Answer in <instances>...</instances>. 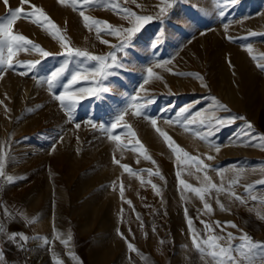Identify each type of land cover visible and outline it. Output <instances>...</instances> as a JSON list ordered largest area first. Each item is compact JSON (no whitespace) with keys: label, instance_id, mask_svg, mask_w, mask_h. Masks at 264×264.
Returning <instances> with one entry per match:
<instances>
[{"label":"rangeland","instance_id":"obj_1","mask_svg":"<svg viewBox=\"0 0 264 264\" xmlns=\"http://www.w3.org/2000/svg\"><path fill=\"white\" fill-rule=\"evenodd\" d=\"M171 2L161 14L162 0H30L73 49L116 55L117 67L108 70L112 74L107 79L91 75L97 62L67 57L51 34L56 29L23 15L14 22V35L51 55L19 51L12 59L17 67L0 71V258L9 251L8 242L13 245L5 264L15 259L28 264H168L170 258L172 264H214L207 248L202 254L194 246L187 224L191 218L196 230L195 215L204 210V202L179 179L200 188L207 175L223 186L225 191L205 195L212 208L206 214L219 211L228 218L249 207L264 216V183H258L264 181V70L258 67L264 64V0H237L235 5L226 0ZM17 7L21 0H8L7 6L0 0V24ZM23 8L31 11L29 4ZM125 9L153 20L123 49L120 38L86 26L80 15L100 21L101 28L104 22L128 28ZM157 41L154 53L151 45ZM0 56L7 58L6 46ZM35 61L40 63L33 71L19 67ZM65 61L61 84L80 72L86 78L75 88H107L96 96H78L71 114L55 99L62 88L47 86L49 74ZM149 67L159 79L147 77ZM146 78L149 83L142 89ZM13 81L12 93L7 88ZM134 104L144 105L140 116L134 114ZM183 107L189 111L178 115ZM197 112L195 125L187 123ZM121 113L124 119L113 130L111 124ZM146 117L156 118V125ZM220 119L227 122L209 131L207 124ZM157 128L208 167L197 171L194 162L178 161ZM115 135L119 141L111 138ZM250 137L255 138L251 144ZM67 139L72 156L50 163L54 147L64 146ZM230 187L235 195L229 194ZM10 221L27 231L21 247L29 249L31 258L13 235L4 238Z\"/></svg>","mask_w":264,"mask_h":264},{"label":"snow or ice","instance_id":"obj_2","mask_svg":"<svg viewBox=\"0 0 264 264\" xmlns=\"http://www.w3.org/2000/svg\"><path fill=\"white\" fill-rule=\"evenodd\" d=\"M59 2L64 3L65 0H59ZM85 3H92L93 0H84ZM226 2L230 5H235L237 3V0H226ZM5 5H8V0H4ZM72 3H77V0H72ZM163 7H159V12L161 14L165 13L168 8L172 7L171 0H162ZM24 4H29L31 11H25L23 8ZM127 13L128 18L130 19L131 26L128 28H115L109 25L107 22H104V27H99L101 22L98 20H94L93 18L86 16L84 12H81L80 15L83 17V20L86 23V26L92 27L93 25L97 26V31H107L109 35L116 36L120 38V48H126L129 43L132 41L133 37L139 33L145 25H147L149 22L153 20V17L150 15H137L135 12H132L131 10L125 9L124 10ZM223 14V13H221ZM23 15L24 17H31L35 18L34 22L40 24L42 27L45 25L51 26L52 29H56L51 34L54 35L57 39H59L62 43V46L66 49L65 55L67 57H76V58H82L86 59L88 61H95L97 62L98 66L91 69V75L101 77L102 79H107L108 75H111L112 73L108 71L109 69H112L114 67H117L116 65V55L114 53H110L109 56H103V55H94L91 54L88 51H81L79 49H73L69 46L68 43L65 42V37L59 33V30L56 28V26L52 23L50 18L46 16V14L43 12L42 9L37 8L35 5L30 4V0H21V7H17L14 10L10 11V18L6 20L5 23L0 24V48H3L6 46L7 50V58L5 59L3 56H0V64L4 65L3 69H0V71H6L8 69H14L17 67L12 63L13 56L16 54V52L19 51H34L38 53L41 58H47L49 55H51L48 51L44 50L41 46L34 44L32 41L24 37L23 35H14L13 34V24L17 20L18 17ZM90 22V23H89ZM252 33H250L251 35ZM231 39V37H229ZM103 43L107 44L108 41L104 40ZM158 45L159 42H153L151 45L152 49L155 51H158ZM30 46V47H29ZM249 52H251V47L248 48ZM109 59H111V63H109ZM253 59H256L253 57ZM40 63V61L35 62H29L28 64H20L19 67H26L28 71H33L37 67V65ZM158 67L160 65H157ZM258 67L264 70V64H258ZM68 68V62L65 61L60 67L53 70L48 78H47V86L50 90L55 89L57 86H60L62 88V91L59 94H55V99L60 102L61 107L65 108L69 114H71L75 104L79 102V98H83L85 94L96 96L101 91H107V88H75V85H77L82 78L84 77L83 73L77 72L71 76L67 82L61 84V78L64 76L66 70ZM147 77L156 79H159L158 76H155V73L153 72V69L151 67L146 69ZM25 74V73H21ZM196 78L203 79V77H200L198 74H195ZM146 78L143 80V84L141 85V88L143 89V85H146L149 83V79ZM99 83V82H97ZM152 100H148L147 103H152ZM219 107L226 109V106L219 105ZM133 108L135 109L134 114L137 116H140L142 114V109L144 108V105L142 104H134ZM188 107H183L179 109L178 115H183L184 113L188 112ZM200 113H195V116L192 118L187 119V123L192 124L195 123V117L199 116ZM152 125H156L157 119L156 118H150ZM238 117H229L228 119L231 121H234ZM240 119H243L242 117H239ZM124 119L123 113L118 114L115 117V121L111 124V128L114 130L118 126H120L121 122ZM169 123H174L173 121H168ZM227 121L225 119H220L215 122V125L208 123L207 127L209 131L212 130L213 127L219 128L220 125L225 124ZM201 124H205V121L201 120ZM95 126V125H94ZM76 127L79 128L80 125L76 124ZM124 127L129 128V132L132 136H135V133L131 131L130 126L124 125ZM157 131L160 132V135L164 138L168 146L172 149V151L176 154V158L178 161H182L184 163H187L189 161L194 162V166H196L197 171L201 170L202 168L206 169L208 166L204 165L202 161H200L198 158H193L189 156L188 153L184 152L183 149H181L179 146H174V141H172L171 137H169L166 133L160 131V129L157 128ZM112 139L119 141L120 136L115 135L111 137ZM254 137L249 138V143L251 144L254 140ZM261 139H264L262 137ZM137 145L140 144L139 140L136 141ZM260 147L264 148V143L260 144ZM142 148V145H141ZM219 151V149H216ZM181 153H183V157H181ZM146 159H150V157H145ZM208 159H212L213 157L208 156ZM118 163V161H117ZM127 170V166H124ZM3 158L0 157V174L3 173ZM242 171V170H241ZM219 172V170H218ZM150 175L151 170H149ZM158 174V173H157ZM180 173H177V177H180ZM11 179V177H9ZM204 180L206 181V185L204 187L196 188L189 184H187L183 179H179V184L185 189L190 190L194 194H196L201 201L204 202V211L206 213H210L212 211L211 205L205 200V195H210L212 190L215 189L217 193L225 191L223 186H217L216 184L212 183L211 179L205 175ZM233 183H236V181H233ZM258 183H264V181H259ZM153 189H156V185H152ZM251 186H248L245 190L248 191V189ZM230 195H235L231 191V187L228 189ZM157 194L158 191H157ZM121 195H123V188H121ZM236 199L241 200L240 197H236ZM241 202H243L241 200ZM130 203V202H129ZM219 203V201H217ZM221 209L224 210V206L220 205ZM185 213L187 215V209H185ZM205 230L208 233H212V225L203 222ZM187 224L189 227V230L192 232V239L194 246L203 254L205 252V247L207 248V255L212 258L214 261V264H243V260L241 258H247L249 261V264H252V260L254 257H261L264 259V243L260 242H253L247 234H242L239 238L242 241V243L239 246L233 247L232 241L236 239L235 236H233L232 233H227V237L219 236V235H212L209 234L206 239H203L200 237L199 233L196 232L195 228L193 227V221L191 218L187 220ZM219 222H217V227H219ZM226 226L228 227H237L234 223L226 222ZM16 234H13L15 236ZM226 240V246H222L219 241ZM128 247L132 251H136L134 246L129 243ZM233 253H237V255H233Z\"/></svg>","mask_w":264,"mask_h":264},{"label":"crops","instance_id":"obj_3","mask_svg":"<svg viewBox=\"0 0 264 264\" xmlns=\"http://www.w3.org/2000/svg\"><path fill=\"white\" fill-rule=\"evenodd\" d=\"M203 210V208H200L199 212L195 215L196 217V232L199 233L200 237L203 239H206L209 234L212 235H219V236H224L225 238L227 237V233H232L233 236L236 237L232 241L233 247L239 246L242 241L240 240V236L242 234H247V236L253 241V242H261V238H264V216L260 215V212L254 213L251 211V208L249 207H241L236 215L234 213L231 216H228V218H225L224 216L217 211L216 213L209 215L206 214V212ZM186 213L182 215L183 218H186ZM185 220V219H184ZM206 222L210 225H212V233H208L205 230L204 223ZM217 222H219V227H217ZM226 222H231L234 223L237 227H228L226 226ZM178 227H180L178 225ZM179 229V228H178ZM180 230V229H179ZM14 238L18 241L20 244V247L24 244L25 241H27L28 238V233L27 231L21 226L20 223H15L14 221H10L7 224V227L5 228V233H4V238L8 239L9 235H13ZM59 235L61 236L62 233ZM64 235V234H63ZM256 238V239H255ZM16 240H11L13 244H16ZM155 242V240H153ZM156 243V242H155ZM219 243L222 246H226V240H221ZM12 243L9 241L8 242V250L6 253H3L2 258H0L1 264H5L3 259L5 261H10L11 257L10 254L12 252ZM19 247V249H20ZM71 247V246H70ZM157 247V246H156ZM206 249V247H205ZM233 255H237V253H233ZM243 260V264H249V261L247 258H241ZM172 258L168 260V264H172ZM8 264V263H7ZM9 264H28L26 261H21V260H13L12 263ZM30 264V263H29ZM252 264H264V259L261 257H254L252 260Z\"/></svg>","mask_w":264,"mask_h":264},{"label":"bare ground","instance_id":"obj_4","mask_svg":"<svg viewBox=\"0 0 264 264\" xmlns=\"http://www.w3.org/2000/svg\"><path fill=\"white\" fill-rule=\"evenodd\" d=\"M190 67V66H189ZM15 81H13V83H11V85L8 86V90L10 88V91L12 92L14 89H16L15 87ZM196 86V85H195ZM13 93V92H12ZM17 99V98H16ZM199 120V119H198ZM192 125V124H190ZM195 125V123L193 124ZM197 128V127H196ZM71 134L68 135V137H70ZM64 145V144H63ZM81 147V146H80ZM55 150H53L52 156H51V160L50 163H55V161H64V159L68 156H72V152L70 151V147H69V142L68 139L65 141V145L64 146H55L54 147ZM78 149V148H77ZM81 150V149H80ZM83 151V150H82ZM86 153V152H85ZM82 156V155H81ZM88 157V156H87ZM69 159V158H68ZM51 166V164H50ZM51 170H54L51 168ZM41 176L38 177V181H40Z\"/></svg>","mask_w":264,"mask_h":264},{"label":"built area","instance_id":"obj_5","mask_svg":"<svg viewBox=\"0 0 264 264\" xmlns=\"http://www.w3.org/2000/svg\"><path fill=\"white\" fill-rule=\"evenodd\" d=\"M21 251L24 253L26 257L31 258V253L26 246L21 247Z\"/></svg>","mask_w":264,"mask_h":264},{"label":"trees","instance_id":"obj_6","mask_svg":"<svg viewBox=\"0 0 264 264\" xmlns=\"http://www.w3.org/2000/svg\"><path fill=\"white\" fill-rule=\"evenodd\" d=\"M118 56H121L122 55V53L119 51L118 53H116Z\"/></svg>","mask_w":264,"mask_h":264}]
</instances>
